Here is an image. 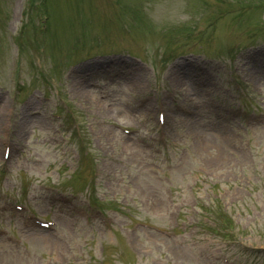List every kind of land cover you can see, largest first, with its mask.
I'll return each instance as SVG.
<instances>
[{
	"label": "rangeland",
	"instance_id": "obj_1",
	"mask_svg": "<svg viewBox=\"0 0 264 264\" xmlns=\"http://www.w3.org/2000/svg\"><path fill=\"white\" fill-rule=\"evenodd\" d=\"M0 111V264H264V0H0Z\"/></svg>",
	"mask_w": 264,
	"mask_h": 264
},
{
	"label": "bare ground",
	"instance_id": "obj_2",
	"mask_svg": "<svg viewBox=\"0 0 264 264\" xmlns=\"http://www.w3.org/2000/svg\"><path fill=\"white\" fill-rule=\"evenodd\" d=\"M76 84H77L78 88H82V87H81V84H80L79 81H78ZM0 113H1L0 115H3V111H0ZM186 119H187L186 117H183V120H186ZM0 120H1V119H0ZM0 123H1V121H0ZM209 135H211V134H209ZM215 136H216V135H215Z\"/></svg>",
	"mask_w": 264,
	"mask_h": 264
}]
</instances>
